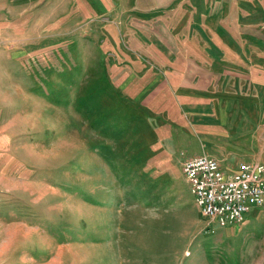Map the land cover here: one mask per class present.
<instances>
[{
	"label": "rangeland",
	"instance_id": "rangeland-1",
	"mask_svg": "<svg viewBox=\"0 0 264 264\" xmlns=\"http://www.w3.org/2000/svg\"><path fill=\"white\" fill-rule=\"evenodd\" d=\"M142 9L0 0V264H237L184 166L209 155L232 175L264 160L228 142L233 117L183 108L152 78L112 67L131 49L146 63L154 23ZM174 15L212 59L264 60V0H204ZM252 28L260 44L244 35Z\"/></svg>",
	"mask_w": 264,
	"mask_h": 264
},
{
	"label": "crops",
	"instance_id": "crops-1",
	"mask_svg": "<svg viewBox=\"0 0 264 264\" xmlns=\"http://www.w3.org/2000/svg\"><path fill=\"white\" fill-rule=\"evenodd\" d=\"M203 2L139 0L146 14L143 15V22L154 23V28L150 30L154 31L152 48L144 49L148 53L145 55L148 60L145 59V64L141 63L139 53L131 49L121 61L114 56L111 59L114 61L112 67L124 70L122 74L125 78L132 75L136 78H152L150 84L155 92L173 94L171 98L185 102L183 108L204 109V114L211 117H233L226 124L224 119L220 120V125L228 126L227 133H237L228 138V142H240L238 148L243 149V160H264V60L231 61L225 56L212 59L206 51L202 52L194 33L186 35L176 22L180 21L182 15L174 14L188 12L190 18L192 9ZM184 7L186 11L181 10ZM183 16L184 19L188 18L187 15ZM171 20L173 23H170ZM243 33L252 35L253 41L260 44L257 41L260 30L245 29ZM192 114L197 115L198 112ZM210 125L216 126L217 122L211 121ZM205 139L207 142L213 140L209 133ZM209 157L216 159L222 167V160ZM219 230V241L234 245L232 251L237 256V264H264V207L255 208L242 224L226 228L219 226Z\"/></svg>",
	"mask_w": 264,
	"mask_h": 264
},
{
	"label": "built area",
	"instance_id": "built-area-1",
	"mask_svg": "<svg viewBox=\"0 0 264 264\" xmlns=\"http://www.w3.org/2000/svg\"><path fill=\"white\" fill-rule=\"evenodd\" d=\"M184 174L196 205L209 223L220 227L242 224L264 207V165L244 163L230 175L209 156L190 159Z\"/></svg>",
	"mask_w": 264,
	"mask_h": 264
}]
</instances>
